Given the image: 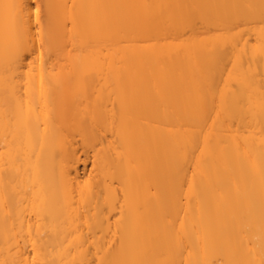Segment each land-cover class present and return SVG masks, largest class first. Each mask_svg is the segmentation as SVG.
I'll return each instance as SVG.
<instances>
[{
	"label": "bare ground",
	"instance_id": "obj_1",
	"mask_svg": "<svg viewBox=\"0 0 264 264\" xmlns=\"http://www.w3.org/2000/svg\"><path fill=\"white\" fill-rule=\"evenodd\" d=\"M0 264H264V0H0Z\"/></svg>",
	"mask_w": 264,
	"mask_h": 264
}]
</instances>
